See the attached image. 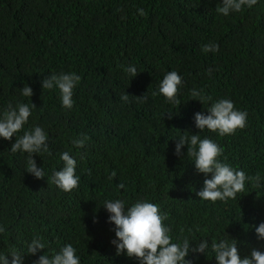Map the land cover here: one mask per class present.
Returning <instances> with one entry per match:
<instances>
[{
	"label": "trees",
	"instance_id": "1",
	"mask_svg": "<svg viewBox=\"0 0 264 264\" xmlns=\"http://www.w3.org/2000/svg\"><path fill=\"white\" fill-rule=\"evenodd\" d=\"M220 6L221 0H0V117L9 105L33 103L16 136L39 126L49 137V151L33 154L43 179L26 172L28 153L11 151L15 136L0 137V255L11 261L15 251L23 264H36L71 244L80 264H139L126 251L117 255L112 243L115 225L103 206L116 199L126 208L157 205L173 243L207 241L205 254L186 257L192 264H218L213 241L235 242L241 258L253 248L264 253L255 232L264 223V0L228 16ZM208 44L218 51H203ZM133 66L135 77L127 71ZM170 71L182 78L179 104L159 93ZM65 73L80 77L71 109L57 87L42 88L45 77ZM25 85L32 97L22 95ZM221 99L247 113V127L223 136L197 129L195 113L207 114ZM191 134L217 143L219 162L258 174L260 186L247 181L227 202L200 199L206 177L187 145L182 157L175 154L178 138ZM64 152L80 178L71 192L52 181ZM34 239L45 249L28 254Z\"/></svg>",
	"mask_w": 264,
	"mask_h": 264
},
{
	"label": "clouds",
	"instance_id": "2",
	"mask_svg": "<svg viewBox=\"0 0 264 264\" xmlns=\"http://www.w3.org/2000/svg\"><path fill=\"white\" fill-rule=\"evenodd\" d=\"M258 0H221L217 11L224 16L231 12H240L244 6L253 7ZM144 15L143 10H139ZM219 46L208 44L203 47L205 52L218 51ZM127 71L132 77H135L137 69L129 67ZM211 73V69L208 70ZM80 81V77L75 73H65L59 76L52 75L45 77L42 81L43 89H53L57 87L61 94L62 106L71 109L73 107V90ZM182 85V78L176 71L168 72L159 85V93L162 94L169 103L179 104L177 98ZM25 97H32L33 90L25 85L21 89ZM193 97H199L201 103L204 97L195 89L192 90ZM129 94L122 95L123 101H128ZM137 99H147L137 97ZM36 105L32 103L31 108ZM31 108L27 104H19L16 108L9 105L8 109L0 117V137L11 141L15 136V143L11 145L13 153L21 151L29 154L28 167L26 172L32 174L37 179L45 177L42 167H37L33 154L48 152V135L44 130L37 126L32 131H25L22 136L16 134L21 132L24 125L31 116ZM169 118L172 115L168 114ZM195 126L200 131L205 129L211 132H218L221 136L232 135L236 131L247 127V113L235 109L232 101L221 99L207 109V114L197 112L194 116ZM86 139V138H85ZM84 140H78L74 143L77 147L84 146ZM187 145V156L194 158V165L199 173L204 174V186L196 195L212 203L219 201L227 202L228 199H235L237 193L245 191L247 181H253L254 186H260L261 177L247 176L242 170H234L227 164L221 163L218 157L222 155L223 149L214 141L208 138L201 139L198 134L183 135L178 138L175 147V154L182 157L181 149ZM64 162L62 169L53 174L52 181L58 188L65 192H71L78 188L80 178L76 175V160L64 152L61 155ZM211 174V178H207ZM116 175L112 173V177ZM111 179V177H110ZM123 188L124 185H119ZM109 213L108 222L115 225L116 239L112 243L116 246L117 255L126 251L130 258H135L139 264H192L191 260L186 259L190 252L205 254L208 248L207 241H201L195 247H190L187 238L183 243H173L169 235L170 228L164 224L165 216L160 214L157 205L138 201L131 207L126 208L125 202L116 199L106 201L103 206ZM5 229L0 227V233ZM255 232L259 239H264V223L255 227ZM119 241V243L117 242ZM212 250L218 264H264V253L253 248L250 255L241 258L237 244L229 243L226 240L220 242L213 241ZM45 249V245L38 239H34L28 246V254L35 255L39 250ZM11 261L8 256L0 255V264H23V257L19 252L11 253ZM36 264H80V259L76 254V249L71 245H65L59 253L51 258L44 254L41 255Z\"/></svg>",
	"mask_w": 264,
	"mask_h": 264
}]
</instances>
